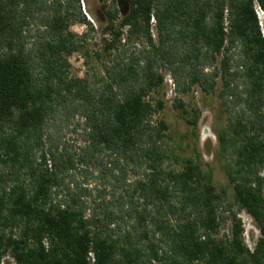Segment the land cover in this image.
Returning <instances> with one entry per match:
<instances>
[{"label": "trees", "instance_id": "1", "mask_svg": "<svg viewBox=\"0 0 264 264\" xmlns=\"http://www.w3.org/2000/svg\"><path fill=\"white\" fill-rule=\"evenodd\" d=\"M99 3L97 43L81 0H0V264H264V0ZM169 78L195 135L181 97L221 102L231 193L172 150Z\"/></svg>", "mask_w": 264, "mask_h": 264}, {"label": "rangeland", "instance_id": "2", "mask_svg": "<svg viewBox=\"0 0 264 264\" xmlns=\"http://www.w3.org/2000/svg\"><path fill=\"white\" fill-rule=\"evenodd\" d=\"M84 2L85 11L90 16V21L97 28L93 36L95 37V41L100 43L102 38L101 24L104 22L105 16L100 10L98 0H84ZM72 30L82 35L86 31V27L78 25L73 27ZM93 43L95 42L93 41ZM91 47L93 48L92 45ZM70 63L72 65V76L75 77H84L89 68L93 72L98 68L95 61L87 66L83 53L72 56ZM167 83L166 108L160 118L164 119L169 126L172 150L175 155L182 158H194L202 165L205 171H212L218 190L221 191L225 188L231 193L232 186L229 185L228 178L223 170L227 160L221 153L219 144L220 130L227 123L221 102L216 95L206 96L199 90L190 96L181 97L186 103H193L202 112L198 133L195 135L186 120L181 117L180 111L174 108L175 94L173 86L169 80ZM241 217L245 225V242L250 249H253L260 235L259 231L250 217L245 214H242ZM229 230L230 224L226 227V231ZM6 264H15V262L11 258H8Z\"/></svg>", "mask_w": 264, "mask_h": 264}, {"label": "built area", "instance_id": "3", "mask_svg": "<svg viewBox=\"0 0 264 264\" xmlns=\"http://www.w3.org/2000/svg\"><path fill=\"white\" fill-rule=\"evenodd\" d=\"M81 2H82V9H83V12H84V14L86 15V17H88L89 18V21H90V16L86 13V11H85V2H84V0H81ZM257 14H258V16L260 17V19H261V21H263L264 20V12H263V10L260 8V7H257ZM87 18V19H88ZM91 22V21H90ZM92 23V22H91ZM169 82L172 84V86H173V83H172V80L169 78Z\"/></svg>", "mask_w": 264, "mask_h": 264}, {"label": "flooded vegetation", "instance_id": "4", "mask_svg": "<svg viewBox=\"0 0 264 264\" xmlns=\"http://www.w3.org/2000/svg\"><path fill=\"white\" fill-rule=\"evenodd\" d=\"M98 2H99V0H98ZM100 5H101V4L99 3V7H100Z\"/></svg>", "mask_w": 264, "mask_h": 264}]
</instances>
